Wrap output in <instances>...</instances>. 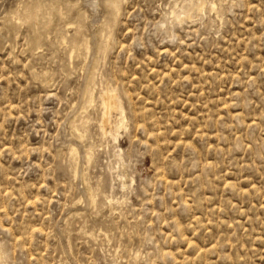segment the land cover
Returning a JSON list of instances; mask_svg holds the SVG:
<instances>
[{
    "label": "rangeland",
    "instance_id": "obj_1",
    "mask_svg": "<svg viewBox=\"0 0 264 264\" xmlns=\"http://www.w3.org/2000/svg\"><path fill=\"white\" fill-rule=\"evenodd\" d=\"M115 263L264 264V0H0V264Z\"/></svg>",
    "mask_w": 264,
    "mask_h": 264
},
{
    "label": "bare ground",
    "instance_id": "obj_2",
    "mask_svg": "<svg viewBox=\"0 0 264 264\" xmlns=\"http://www.w3.org/2000/svg\"><path fill=\"white\" fill-rule=\"evenodd\" d=\"M205 5V4H204ZM188 18V17H187ZM109 89V88H108ZM105 91H107V90H105ZM111 91V90H110ZM113 91V90H112ZM116 91V90H115ZM114 91V92H115ZM116 94V93H115ZM115 94H113L112 92L110 93V92H106L105 94H104V96H103V98H102V100H101V105H102V107L104 108V109H100V111L102 112L103 110H108V109H110V108H119V105H121V104H119L118 105V102H117V99H116V95ZM119 98V97H118ZM121 99V98H120ZM119 99V103H121L120 100ZM92 100V99H91ZM99 103V105H100V101L99 100H97ZM122 108V107H121ZM124 109V108H123ZM123 109H121L122 110V112H123ZM99 110V109H98ZM100 112V113H101ZM107 113H109V112H107ZM107 113L106 112H104V113H101V114H103V116L101 117V118H103V121H105L106 119H105V117H106V115H107ZM122 114V113H121ZM120 117V116H119ZM108 118V117H107ZM108 121V120H107ZM101 122V121H100ZM124 122H126V119H125V116H124V114H123V116H122V118H121V124L120 125H123L124 124ZM102 123H104V122H102ZM119 123V122H118ZM99 125H100V123H99ZM105 125V124H104ZM103 125V126H104ZM117 125V124H116ZM126 125V124H125ZM98 126V125H97ZM125 127V126H124ZM103 128V127H102ZM101 129V128H100ZM107 129V128H106ZM106 132V131H105ZM100 133V132H99ZM107 135H108V133H106ZM102 135V134H101ZM103 135H104V133H103ZM104 137V136H103ZM107 137V136H106ZM105 138V137H104ZM115 140H117V138H118V134L115 136V137H113ZM118 150H120V149H118ZM72 151V150H71ZM74 151V150H73ZM118 153V152H117ZM116 153V154H117ZM119 154V153H118ZM119 156H121V154L119 155ZM123 159V158H122ZM123 161V160H122ZM121 161H119V162H117V163H120ZM116 166V165H115ZM116 167H118V166H116ZM122 174V173H121ZM118 176V179H121V178H119V176L120 175H117ZM122 176V175H121ZM119 182H121V180H119ZM124 184L122 183V186H123ZM112 188V187H111ZM114 188V187H113ZM113 191V190H112ZM110 202V201H109ZM111 203V202H110ZM116 264V263H115Z\"/></svg>",
    "mask_w": 264,
    "mask_h": 264
}]
</instances>
